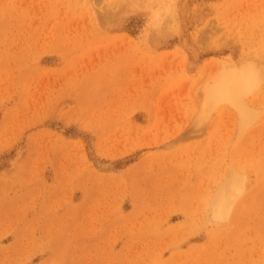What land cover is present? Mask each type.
<instances>
[{
	"label": "rangeland",
	"instance_id": "rangeland-1",
	"mask_svg": "<svg viewBox=\"0 0 264 264\" xmlns=\"http://www.w3.org/2000/svg\"><path fill=\"white\" fill-rule=\"evenodd\" d=\"M0 264H264V0H0Z\"/></svg>",
	"mask_w": 264,
	"mask_h": 264
},
{
	"label": "bare ground",
	"instance_id": "bare-ground-1",
	"mask_svg": "<svg viewBox=\"0 0 264 264\" xmlns=\"http://www.w3.org/2000/svg\"><path fill=\"white\" fill-rule=\"evenodd\" d=\"M226 70L225 71L227 73L223 71L226 74L224 73V75L222 74L221 76H219L221 78L218 77V79L214 81L215 83L207 91H205L206 106H210L221 101H229L236 107L239 106V95L244 91L247 82H249V76L244 72L236 73L233 67ZM242 117L243 123H245V121L247 122V116L243 115ZM241 184L242 179L240 178V176L231 174L218 187L216 192H214L213 198L211 200V209L214 221L215 219L218 222L223 221L224 217L228 215L227 213L229 212L230 207L238 198L241 192Z\"/></svg>",
	"mask_w": 264,
	"mask_h": 264
}]
</instances>
